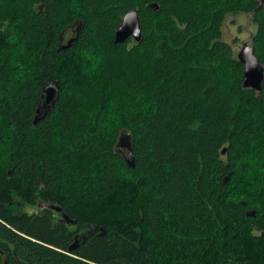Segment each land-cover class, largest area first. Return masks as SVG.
I'll use <instances>...</instances> for the list:
<instances>
[{"label":"trees","instance_id":"16d2710c","mask_svg":"<svg viewBox=\"0 0 264 264\" xmlns=\"http://www.w3.org/2000/svg\"><path fill=\"white\" fill-rule=\"evenodd\" d=\"M259 4L0 0V264H264V78L244 89L221 39L251 15L264 68ZM129 11L140 40L115 44ZM84 226L105 234L75 243Z\"/></svg>","mask_w":264,"mask_h":264},{"label":"water","instance_id":"95a60500","mask_svg":"<svg viewBox=\"0 0 264 264\" xmlns=\"http://www.w3.org/2000/svg\"><path fill=\"white\" fill-rule=\"evenodd\" d=\"M259 2L260 4L255 12L264 7V0H259ZM140 36L141 32L138 14L136 11H129L123 16L121 24L115 32L114 43L123 44L128 39H133L134 41L138 42L140 40ZM70 44L71 40L68 42L66 47H68ZM237 60L243 65L244 69L243 88L246 90H254L257 93H260L264 78V68L255 56L253 48L244 44L237 54ZM57 92L58 87L54 82L46 84V86L43 88L40 102L36 109V114L33 120L34 124L40 121L45 116L47 111H49V109L52 107L56 101ZM116 148L118 152L124 156L127 166L133 168L134 161L132 159L131 136L127 131L123 130L121 132L116 144ZM125 151H127L126 154ZM224 152L225 150L222 151V153ZM37 207L40 209V211L47 209L55 213L62 212L59 206L47 204L41 200L37 202ZM249 215L251 216L252 214ZM61 219L67 224L75 225V222L71 221L66 215H62ZM91 228L96 229L94 227Z\"/></svg>","mask_w":264,"mask_h":264},{"label":"rangeland","instance_id":"374dc122","mask_svg":"<svg viewBox=\"0 0 264 264\" xmlns=\"http://www.w3.org/2000/svg\"><path fill=\"white\" fill-rule=\"evenodd\" d=\"M222 41L230 44L233 47L235 54H238L244 44L251 46V38L255 33V24L249 14L228 15L222 25ZM72 34H66V40L71 38ZM26 212L31 213L40 211L37 206H26ZM55 213V212H54ZM57 218L61 219V215L56 213ZM67 224V223H66ZM72 230H77L76 226L67 224ZM105 234L103 229H93L90 226L80 228L79 235L75 239V243L79 240L93 235L102 236Z\"/></svg>","mask_w":264,"mask_h":264},{"label":"flooded vegetation","instance_id":"af4514ba","mask_svg":"<svg viewBox=\"0 0 264 264\" xmlns=\"http://www.w3.org/2000/svg\"><path fill=\"white\" fill-rule=\"evenodd\" d=\"M60 220H62V219H60Z\"/></svg>","mask_w":264,"mask_h":264}]
</instances>
